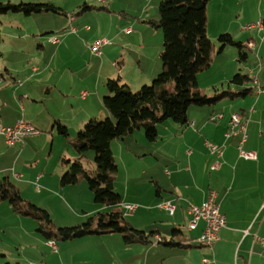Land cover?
Instances as JSON below:
<instances>
[{
    "label": "crops",
    "instance_id": "1",
    "mask_svg": "<svg viewBox=\"0 0 264 264\" xmlns=\"http://www.w3.org/2000/svg\"><path fill=\"white\" fill-rule=\"evenodd\" d=\"M211 7L220 9V14L215 21H212L210 17ZM233 8H237V13L242 17L239 21L232 16ZM250 8H253V13ZM260 8H264L263 0H210L207 5L209 36L215 42L221 33H230L244 44L252 42L253 44L248 43V45L251 49H255V41L259 39L254 38L252 33L243 32L246 31L243 28L246 23L241 20L247 17L250 20H256ZM74 10L72 11L75 13V19L72 22L77 26L76 32L71 31L70 34L65 32L62 38L58 36V39L53 41L49 37H42V35L54 33L53 29L57 25L53 22V18H50L52 20L50 27L41 31L40 36L34 34V29L23 27L21 22H17L5 33L7 41L2 35L0 42V124L10 126L14 125L18 119L25 118L41 131L39 135L30 136L25 139L24 143L16 146H9L5 137L0 133V175L7 173L9 176L12 171L17 184L25 190L33 189L38 198L49 191L47 188L61 186L59 183L60 174H62L59 172L60 157L65 152L56 151V160L53 156L56 144H59L57 149L61 148V141L64 138L60 136L55 122L60 121L67 126L72 135L80 130L89 119L111 115L103 103V98L108 93L106 87L108 79L120 78L121 82L128 83L131 89H139L142 85L151 82L163 68L160 57L163 51L162 39L154 46L153 41L146 38L149 33L147 27L150 26L146 20L150 19H145V23H133L126 18H120L119 22L110 27L108 23L101 20V16L105 13L104 9L95 12L94 16L97 19L87 17L92 9L79 14H76L80 11L79 8ZM106 10L110 12L112 9L106 8ZM72 11H67V15L64 16L73 15L70 13ZM121 12L124 16L127 14L126 9ZM229 14L230 17H227ZM89 22L93 26L86 29L85 26ZM98 23L101 24L98 25ZM67 24L71 30L69 20L65 21V26ZM129 26H132L134 30L129 34H124L123 28ZM22 29L31 30L38 40L35 52L29 54L26 51L27 44L32 39L28 38L29 35L26 38L20 36L19 31ZM71 37L84 44L85 53L73 43ZM99 37L109 38L111 43L103 45L102 53L96 55L90 47ZM49 43L54 45L51 53L47 52L50 49ZM260 47L263 54L264 42L260 44ZM225 49H229L228 53L236 60L239 50L236 51L227 46ZM219 53L221 52H217L212 58V63L217 61ZM248 59H250L249 54ZM144 63L152 67L151 70L147 71ZM237 71H241L237 65L233 68L225 67L218 78L208 82L207 88L211 86L218 88L221 85L233 91L239 90L232 89L233 85L230 83L233 74ZM251 73H255L254 69L244 74L251 75ZM201 74L202 72L198 75V84ZM257 78L259 83L264 85V66ZM192 107L193 105L188 111V126H194L200 131L208 129L212 125L210 119L212 117L215 119L220 111L225 110L218 107L215 109ZM234 113L237 111H233L232 107L229 117L222 114L218 116L223 120L222 131L219 136H212V140L223 148V154L218 158L222 164L219 169L215 170L211 168V164L218 159L206 144L208 138L206 140L203 135L193 132L191 128L179 134L180 130L177 132L178 129L171 127L170 124L167 125L168 122L164 123L168 136H180L181 139L177 141L175 147L183 146L186 150L188 165L183 168L181 162L174 163L172 167L174 169L168 173L169 176H166L163 169L162 175L165 181L160 182L173 194L180 192L182 197L180 203L184 204L186 213L190 204H201L208 197L209 191L215 190L218 198L221 196L219 202H221L222 212L226 215V226L220 232V239L212 246L203 245L198 240L205 225L204 221L197 229H188L187 234L180 230L181 232L174 237V242H179L183 246L167 247L177 249V251L182 250L184 253L182 256L178 254L180 251L175 252L174 255L181 257L186 264H200L203 257L211 258V264H264V247L255 237L257 235L264 239V132L248 134L242 144V149L255 152L256 158H244L240 153L243 135L237 133L230 137L226 136L230 119ZM251 122L257 126L253 120L248 123L251 124ZM49 146V159L40 167L39 159H45L43 153ZM188 146L195 150L196 147H200L204 151L203 156L201 152L199 155ZM184 149L177 150L174 156L180 155L179 152L184 154ZM152 150L160 152L161 145ZM52 158L53 160L50 161ZM72 158L75 159V153L73 157H69L70 160ZM67 166V163L64 164V167ZM38 183H43L46 192H37L40 188ZM159 186L161 187L160 184ZM160 196L162 200L159 202L169 199L176 200L170 194L165 197ZM155 203L153 200L150 204ZM97 209H99L98 206L91 211L84 212L89 213ZM176 210H178V205ZM137 213L138 209L126 218L134 217ZM187 221L189 222V219ZM169 225L151 228H157L158 235L164 237L165 232H169ZM172 227L175 228V225ZM89 241L91 240H85L83 244ZM46 245L52 248L48 243ZM0 250L6 251L2 246ZM166 251L168 250H165L164 254ZM65 252L64 249L52 264L83 263L77 262L76 258L66 260Z\"/></svg>",
    "mask_w": 264,
    "mask_h": 264
},
{
    "label": "rangeland",
    "instance_id": "2",
    "mask_svg": "<svg viewBox=\"0 0 264 264\" xmlns=\"http://www.w3.org/2000/svg\"><path fill=\"white\" fill-rule=\"evenodd\" d=\"M0 1L5 3L11 2L14 4L29 2H51L54 5L64 8L67 11H72L74 9V11H76L78 8H81L84 3H87L88 5L93 7V9L87 15V17H89L90 19L93 17L96 18L94 16L95 12H97L98 10L101 11L102 9L99 8L105 6L106 8H111L112 10L108 12L106 9H104L103 11L105 13H103L104 15L101 16V20H104V22L106 24L108 23L111 27L113 24L119 22L121 20L120 18H126L133 23H145V19L155 21L159 20V7L163 0H105V2H102L100 0ZM123 9H126L127 11V14L125 16L121 13V10ZM232 11V16H235V20L239 21V19H241L242 17L239 15V13H237V8H233ZM250 11L251 13H253V8H250ZM70 13H73V11ZM40 14L24 15L23 13H7L3 15L2 23L0 25L1 34L7 41V37L5 34L7 30L10 27H13L14 23L21 22L23 27L34 29V34L40 36L41 31L50 27L52 20L57 25L56 28L53 29L54 33L42 35V37L50 38L51 36H61L62 38L63 33L68 32V34H70L71 30L68 27V24L65 26V21H70L69 17L57 13ZM219 14L220 9L218 7L210 8V17L212 21H215ZM228 16L230 17V14L227 15V17ZM262 16L264 17V8H260L256 20H250L248 19V17L241 20V22L246 23L243 28L249 33L246 31L243 32H245L246 34L252 33L254 35V38L259 39L258 41H255V49L247 47L245 48V51L249 54L250 59L240 62L238 55L236 60H234V56L228 53L229 49H225L221 53H219L217 61L212 63L209 69L202 71V74L200 75V83L198 84L199 88H201L204 93H210L209 95H212L214 93V88L213 86L207 88L208 82L218 78L224 71L225 67L229 68V66H231L233 68L234 65H237L238 69H241L243 73H250V69H254L255 73H251V77L253 78L252 81L247 82L243 87L239 85H233L232 89L242 90L247 89V87H252L250 92H248L245 96L240 95L235 99L224 98L213 105H193L192 107H208L210 109H215L216 107H218L220 109H225L220 111V114L218 116L227 115V117H229L230 110L233 107V111L240 112L244 115V121L247 122L246 128L248 134H259L264 132V85L260 84L257 78L264 66V53H261L260 47V44L264 42V40L261 39V37L264 36V32H259L258 29L248 30L246 28L249 24L258 21L260 18H262ZM17 17H21L22 19H19ZM50 18L53 19L51 20ZM228 21L229 20L227 19V22ZM100 24L101 23H98V25ZM88 25L90 27L93 26L91 22H89ZM147 30L149 33L146 35V38L152 40L154 46L157 45L158 41L160 43L162 39L161 44L163 47V29L149 26L147 27ZM19 33L23 38H26V36L29 35L28 38L32 39V41L27 44L26 51L29 54L35 52L37 49L38 40L32 34L31 30L22 29L19 31ZM99 38L94 40L92 46ZM70 39L73 40V43L83 53H85V47L83 43L77 41L76 39H73L72 37ZM213 43L215 47L212 56L214 57L216 56L217 52H219L220 45L218 44L217 40L215 42L213 41ZM248 43L249 45L253 44L250 41ZM49 48L50 49L47 50V52L51 53L54 49V45L49 43ZM227 48H234L236 51L238 49V47L230 45H228ZM144 64L147 71L151 70L152 67H148L147 63ZM237 72L233 74V77ZM169 86L174 87V82L171 81V83H169ZM261 87L262 91L259 93V88ZM218 88L220 91L227 89L225 87H221V85H219ZM132 90L136 91L137 89L134 88ZM208 112L210 114L211 110ZM218 116H216L215 119L213 117L210 119V124L212 125L205 131H200L198 128H194V126L191 125L180 126L179 123L170 119L157 125L159 130L157 141L148 140L144 129H138L133 133L124 136V138L122 139H115L112 142L111 147L113 146L112 150L114 152V158L116 163L118 164L119 169L116 174L114 190L117 193L121 194L123 200L122 205L109 206L99 205L98 203H96L94 193L90 190L84 175H80V180L76 184L64 185L61 183L63 174L70 169L71 165L70 163L67 167H64V164L67 163L64 161V158L73 157L74 153L75 159L78 157L75 149L71 146L67 139L63 137L62 134L60 136H62L64 139H62L61 141V148L57 149L59 145L57 141V144L55 146L56 150H54L53 156V158L55 157L54 160H56V151L63 150L65 152V154L60 157L61 165L59 168V172L62 173L60 174L59 178V183L61 185L60 187L47 188L49 189V191L44 196L38 198L33 189L25 190L17 184L16 180L14 179V173L12 171L9 173V176L16 184V186L20 189L24 199L49 211L53 222L52 226H54L55 228L77 226L86 222L90 216L98 218L97 213L99 211L109 212L115 208H122L123 204L132 203L138 206L137 215L134 217L129 216L127 219L133 227L150 232L157 231V228L151 227H162L170 224L169 232H165L164 238L167 240H171L172 232L175 228H178L185 234L188 233L187 220H190V218L185 211L184 204L181 205L180 203L182 202L180 192H174L173 194L170 190L166 189L168 187L160 182L165 181V177L162 175V170L164 169V171L166 172V176H169L168 173L172 172L174 169L172 168L174 163L178 164L181 162L183 168L186 167L188 163L186 162V150L183 148V146H181L180 148L175 147L177 141H180L181 139L180 136H168L167 132L164 129V126H166L164 125V123L168 122L167 125L170 124L171 127H175L176 129H178L177 132H179L180 130L179 134H182L181 132H184V130H188L189 128H191L193 132L199 133L203 135L205 139L208 138L211 142L216 143L212 140V136L217 137L221 134V126L223 124L222 117ZM97 118L105 119L104 116H99ZM251 120L257 123V126H255L252 122L251 124H249L248 122H250ZM78 133L79 130H77V132L72 135L70 133V135L72 138H75L77 137ZM162 139H164V141ZM160 145V152L152 150L154 147H159ZM188 147H190L189 149H192L199 155V152H201L203 156L204 151L200 147H196V150L191 146ZM181 149H184V154L179 152L180 155L176 154V156H174V153H177ZM49 153L50 146L43 153L45 159H39L40 167L46 164V162L48 161ZM95 157V150L89 149L81 158L83 168L91 174L97 171ZM53 158L50 161H52ZM75 159L72 158L71 162H73ZM3 175H7V173H4ZM3 175H0V177H3ZM159 184L161 185V187L159 186ZM37 185H39L40 187L39 189H37V192H46V188L43 183H38ZM162 186H164L165 188ZM158 188H160V195H162L163 197H165L167 194H170L171 197L176 198V200L172 199L176 201V205H178V210H176L174 214H171L170 212L157 207V203L162 200V197L157 194ZM211 191L212 190L209 191L208 197L210 196ZM157 195L159 196V198H157ZM177 195L180 198H178ZM220 197L221 196H219V198ZM219 198L217 193L218 202ZM153 200L156 203L150 204ZM219 203L221 205V202ZM97 206L99 209H97L96 211L89 213L84 212L91 211ZM177 221H179L180 223L177 224ZM172 225H175V228H173ZM40 228L41 220L31 215L18 214L13 210L8 201H2L0 203V246L4 247L6 251L0 250V264H27L29 262H34L35 264H52L53 261L58 259L64 249L66 251V260L76 258L77 262H83L82 264H186V262L181 257H179L178 255H174L175 252L180 251L178 254L182 256V254H184L182 250L177 251V249L170 248L165 246L163 243L156 242L147 245L126 244L123 235L119 232H112L105 235L93 234L70 240H61L59 238H56V243L59 249L57 252H55L52 250V248L46 245L48 243V240L40 231ZM85 240L91 241L83 244ZM165 250L168 251H166L164 254Z\"/></svg>",
    "mask_w": 264,
    "mask_h": 264
},
{
    "label": "trees",
    "instance_id": "3",
    "mask_svg": "<svg viewBox=\"0 0 264 264\" xmlns=\"http://www.w3.org/2000/svg\"><path fill=\"white\" fill-rule=\"evenodd\" d=\"M209 1L163 0L161 2L160 19L146 22L152 27L163 29L164 48L160 55L162 71L151 83L142 85L136 91H133L128 83L121 82L120 78L108 79L106 82L108 93L104 96L103 103L111 116L105 119H89L75 138L70 136L67 126L60 121L55 122L59 133L78 154L73 162L69 158H64V161L71 165L61 178L62 184H76L80 180V175H84L90 190L94 193L96 203L109 206L122 205L121 194L114 190L119 169L111 147L115 139H122L138 129H144L148 140L156 141L159 123L172 119L180 126L188 125L190 106L213 105L224 98L235 99L250 92L252 87L237 91L228 88L220 91L219 88L214 87L212 96L199 88L198 75L210 68L215 47L208 34ZM91 9L92 6L84 3L76 14ZM100 9L106 7L102 6ZM46 12L67 15V11L51 2L14 4L0 1V25L2 16L7 13L32 15ZM1 40L0 29V42ZM217 41L220 45L219 52L228 45L236 46L239 50V61H247L248 53L245 48H250L248 43L244 44L236 40L230 33H221ZM252 80L251 75L239 71L230 83L243 86ZM171 81L174 82V87L169 86ZM89 149L96 152L97 171L93 174L86 171L81 163V158ZM157 194H160V188L157 189ZM2 201H8L18 214L31 215L41 220L40 231L48 242L56 241V238L70 240L93 234L119 232L123 235L126 244L156 242L170 247L183 246L173 240L181 232L180 230L174 229L171 240H167L158 235L157 231L147 232L135 228L127 220L123 207L109 212L99 211L98 218L90 216L86 222L77 226L55 228L52 226L49 211L24 199L20 189L8 175L0 177V203ZM157 236L161 240H158Z\"/></svg>",
    "mask_w": 264,
    "mask_h": 264
},
{
    "label": "built area",
    "instance_id": "4",
    "mask_svg": "<svg viewBox=\"0 0 264 264\" xmlns=\"http://www.w3.org/2000/svg\"><path fill=\"white\" fill-rule=\"evenodd\" d=\"M105 2V0H100ZM70 26L71 31L76 32L77 26L73 25L75 16L70 15ZM86 29H90L89 25L85 26ZM248 30L251 29H258V31L264 32V18H260L255 23H251L246 27ZM133 31L132 27H125L123 28L122 32L124 34H129ZM51 40H57V36H51ZM264 39V36H263ZM111 40L109 38H99L91 49L94 54L100 55L102 53L101 48L105 44H110ZM259 91H262V87L259 88ZM247 122L244 121L243 115L240 112L234 113L232 118L230 119V125L226 132V136L230 137L233 134L243 133V141L240 144L241 148V155L246 159H255L256 153L253 151H245L242 149V144L246 140L248 133H247ZM0 133L5 137V141L9 146H16L18 144L24 143L25 139L30 136H36L41 133V131L36 128L30 121L25 118L18 119L14 125L5 126L0 124ZM208 148L210 149L211 153L217 156V159L222 156L223 148L209 140L206 141ZM222 162L218 159V161H214L211 164V168L213 170L219 169ZM18 176V174H15ZM124 214L130 215L134 214L137 211L138 206L136 204L127 203L123 204ZM157 207L160 209H164L171 214H174L177 208V205L174 200H163L157 204ZM187 213H190V223L192 230L198 228L199 224L204 221L205 225L199 237V242L206 246L214 245L220 239V232L226 226V215L222 212L221 205L217 201V193L216 191L212 190L210 192V196L204 200L201 204H190L187 208ZM257 240L260 241L261 245L264 247V239L255 236ZM158 240H161L159 236H157ZM48 244L52 247L53 251H58V245L56 241L50 240ZM212 259L208 257H203L200 264H211ZM27 264H35L34 262H29ZM82 264V263H76Z\"/></svg>",
    "mask_w": 264,
    "mask_h": 264
},
{
    "label": "bare ground",
    "instance_id": "5",
    "mask_svg": "<svg viewBox=\"0 0 264 264\" xmlns=\"http://www.w3.org/2000/svg\"><path fill=\"white\" fill-rule=\"evenodd\" d=\"M259 32H262V31H259ZM262 40H263V38H262ZM261 91H259V93H260ZM188 215H189V218H190V213H188ZM190 221V220H189ZM188 229L189 230H192V227H191V225H190V223H188Z\"/></svg>",
    "mask_w": 264,
    "mask_h": 264
}]
</instances>
